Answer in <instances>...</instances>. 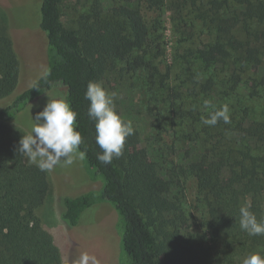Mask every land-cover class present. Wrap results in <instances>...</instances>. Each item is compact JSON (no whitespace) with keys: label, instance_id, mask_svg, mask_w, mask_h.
Segmentation results:
<instances>
[{"label":"trees","instance_id":"obj_1","mask_svg":"<svg viewBox=\"0 0 264 264\" xmlns=\"http://www.w3.org/2000/svg\"><path fill=\"white\" fill-rule=\"evenodd\" d=\"M66 1L41 0L47 69L15 97L19 60L0 10V102L11 98L0 104V264H62L38 215L53 193L50 177L18 152L26 133L7 125L55 89L77 113L82 167L88 182L98 184L63 198L61 219L70 227L90 207L109 205L118 264H242L247 255L264 253V235L250 236L239 225L243 205L264 219V0H134V7L119 10L116 25L104 19L81 29L61 22ZM140 6L156 17L145 19ZM162 11L170 13L189 61L175 48L173 64H164ZM116 63L136 80L154 120L157 159L169 152V161L146 164V152L130 153L136 134L126 137L122 156L111 164L97 160L102 150L84 93ZM223 105L230 123L202 122ZM188 180L200 234L191 231Z\"/></svg>","mask_w":264,"mask_h":264},{"label":"rangeland","instance_id":"obj_2","mask_svg":"<svg viewBox=\"0 0 264 264\" xmlns=\"http://www.w3.org/2000/svg\"><path fill=\"white\" fill-rule=\"evenodd\" d=\"M135 3L134 0H68L60 8L61 22L65 27L81 29L95 22L98 24L93 26L100 25L105 19L114 26L116 20L120 19L117 16L119 10L125 6L134 7ZM40 4L41 0H0V10L4 15L3 23L7 26L19 60L18 85L11 97L30 87L47 69V42L45 34L39 29ZM140 11L147 20L157 15L141 6ZM160 14L165 44L164 64L166 66L173 64L175 48H180L178 53L189 61L192 57L186 52L185 46L178 45V37L173 32L170 13L162 11ZM120 67L121 65L116 63L98 83L110 94H115L113 100L117 113L134 129L133 134H136V137L133 136L137 141L129 149L130 153L140 155L141 151L146 152L147 157L143 158L146 164L152 161L156 163H161L163 160L169 161L172 158L169 152L162 153V158L157 159L159 155L156 152L157 145L154 143L157 134L154 120L144 110V99L136 80L133 81L124 73H120ZM159 69L163 71L164 66L162 65ZM260 74L264 77V69L260 71ZM179 81L181 80L177 82ZM53 94L62 95L57 89L47 92L29 103L7 125L19 128L27 134L32 118L34 119L36 113L42 111L47 104L49 99L47 95ZM10 99H4L0 104ZM47 174L51 180L53 193L50 201L39 209L38 215L61 255L62 264H72L77 255L82 252L96 256L99 264H118L119 238L114 227L116 214L109 205L99 204L90 207L80 216L76 227H70L61 219L64 197H78L98 187L97 183L88 182L81 159L74 158L71 165H64L62 162ZM194 192V184L188 180L185 183V199L194 217L190 221L193 222L191 231L195 229L200 234L199 213L194 208Z\"/></svg>","mask_w":264,"mask_h":264},{"label":"clouds","instance_id":"obj_3","mask_svg":"<svg viewBox=\"0 0 264 264\" xmlns=\"http://www.w3.org/2000/svg\"><path fill=\"white\" fill-rule=\"evenodd\" d=\"M114 93L110 94L98 82L89 81L84 97L89 101L88 117L95 122L96 143L102 150L97 160L111 164L114 158L123 154L126 137L133 134L130 123H125L116 111ZM42 111L32 117L30 130L19 140L18 152L45 172H51L62 162L71 165L74 158L84 159L86 153L79 151L83 143L81 133L76 130L77 113L71 108L66 97L53 94ZM227 105L209 113L202 122L215 126L219 120L230 123ZM250 205L239 208V225L250 236L264 235V219L258 220ZM72 264H99L96 256L88 252L77 255ZM242 264H264V253L253 252L242 260Z\"/></svg>","mask_w":264,"mask_h":264}]
</instances>
